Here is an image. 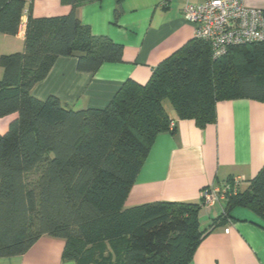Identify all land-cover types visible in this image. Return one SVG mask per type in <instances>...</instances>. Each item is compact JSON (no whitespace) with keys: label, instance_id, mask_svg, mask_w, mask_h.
Listing matches in <instances>:
<instances>
[{"label":"trees","instance_id":"trees-1","mask_svg":"<svg viewBox=\"0 0 264 264\" xmlns=\"http://www.w3.org/2000/svg\"><path fill=\"white\" fill-rule=\"evenodd\" d=\"M93 1L62 0L71 5L65 15L30 13L24 50L0 57V118L18 114L0 134V258L24 254L49 235L66 240L63 255L77 264H190L207 233L201 204L126 201L157 134L176 132L164 100L200 127L215 120L219 101L264 102V41L231 46L214 59L208 42L194 37L148 82L128 79L104 108L37 98L34 86L59 57H76L84 72L122 61L123 44L94 34L78 15ZM26 4L0 0V33L18 34ZM222 205L221 223L244 207L264 228V166Z\"/></svg>","mask_w":264,"mask_h":264},{"label":"crops","instance_id":"crops-1","mask_svg":"<svg viewBox=\"0 0 264 264\" xmlns=\"http://www.w3.org/2000/svg\"><path fill=\"white\" fill-rule=\"evenodd\" d=\"M245 4L264 9V0ZM117 5L118 0H96L80 6L78 15L94 34L123 44L122 61L104 62L97 71L84 72L76 57H59L48 76L34 86L37 98L56 96L76 110L104 108L128 79L148 82L161 62L195 37L194 24L183 18V0H121L116 18ZM70 11L71 5L62 0L27 1L18 34L0 33V57L24 50L30 13L44 17ZM3 75L0 66V79ZM167 111L176 132L157 134L126 207L153 201L202 205L205 186L238 177L246 179L239 188L244 190L263 168L264 102L246 97L219 101L215 120L205 127L194 119L179 118L172 106ZM17 117V113L1 117L0 134ZM202 211L207 233L190 264H264V228L251 210L236 207L223 223L216 218L224 205H202ZM65 246V239L43 235L27 252L2 257L0 264H77L64 257Z\"/></svg>","mask_w":264,"mask_h":264},{"label":"built area","instance_id":"built-area-1","mask_svg":"<svg viewBox=\"0 0 264 264\" xmlns=\"http://www.w3.org/2000/svg\"><path fill=\"white\" fill-rule=\"evenodd\" d=\"M32 1V0H26ZM183 18L195 28V37L208 42L212 57L221 58L231 46L264 41V9L245 0H183ZM174 125V124H172ZM243 178H232L202 189V205L223 204L240 190ZM228 230V229H227Z\"/></svg>","mask_w":264,"mask_h":264},{"label":"rangeland","instance_id":"rangeland-1","mask_svg":"<svg viewBox=\"0 0 264 264\" xmlns=\"http://www.w3.org/2000/svg\"><path fill=\"white\" fill-rule=\"evenodd\" d=\"M164 106L166 107V109H170L171 108V103L169 100H164ZM173 107V106H172ZM201 228L205 229L208 227V223H206V219H205V213L202 211L201 212Z\"/></svg>","mask_w":264,"mask_h":264}]
</instances>
